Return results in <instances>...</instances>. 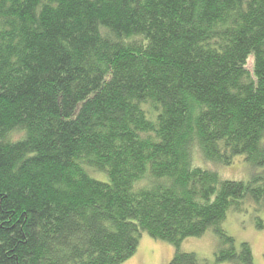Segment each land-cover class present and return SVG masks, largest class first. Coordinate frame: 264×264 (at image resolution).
<instances>
[{
    "label": "trees",
    "instance_id": "obj_1",
    "mask_svg": "<svg viewBox=\"0 0 264 264\" xmlns=\"http://www.w3.org/2000/svg\"><path fill=\"white\" fill-rule=\"evenodd\" d=\"M238 156L251 177L220 176ZM249 203L264 0H0V264H123L142 234L205 264L181 243L208 230L253 264L222 229Z\"/></svg>",
    "mask_w": 264,
    "mask_h": 264
},
{
    "label": "rangeland",
    "instance_id": "obj_2",
    "mask_svg": "<svg viewBox=\"0 0 264 264\" xmlns=\"http://www.w3.org/2000/svg\"><path fill=\"white\" fill-rule=\"evenodd\" d=\"M199 162V161H196ZM219 169V168H218ZM225 179L246 181L251 177V168L246 165L243 156L235 157L232 164L219 169ZM245 212L230 211L222 224L226 234L235 240L236 247L242 243L250 246L253 264H264V208L256 209L253 203L247 204ZM245 209V207H244ZM258 218L263 225L258 228ZM216 238L211 230L201 237L183 240L181 251L196 254L205 264H229L214 261ZM173 247L163 241H156L142 234L135 255L123 264H168L173 256Z\"/></svg>",
    "mask_w": 264,
    "mask_h": 264
}]
</instances>
